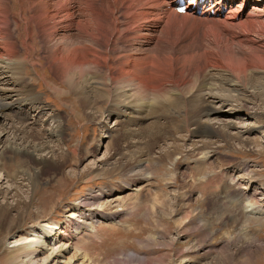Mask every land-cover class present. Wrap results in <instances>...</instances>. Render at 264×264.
<instances>
[{
  "label": "bare ground",
  "instance_id": "obj_1",
  "mask_svg": "<svg viewBox=\"0 0 264 264\" xmlns=\"http://www.w3.org/2000/svg\"><path fill=\"white\" fill-rule=\"evenodd\" d=\"M173 1L0 0V112L11 110L13 106L19 107L21 111L28 106L42 110L35 104L38 97L31 91L33 80L23 75L24 65L29 64L34 72L39 65L41 69H47L53 78L51 84L54 94H61L64 100H72L69 107L79 113L76 115L71 108L74 118L80 121L84 118L98 119L95 105L110 100V103L114 102L110 107L117 111L115 116L119 118L118 125H123L116 137V147L130 139H137L123 149H116L119 160L97 169L104 177L120 176L122 182L119 187H105L98 189L97 194L91 193L85 199L86 203L74 208L73 214L62 226L48 222L52 226H40L33 231V237L45 241L53 231L51 241L56 239L58 242H71L72 245L75 240L72 231L79 232V226H86L92 231L89 236H93L100 225L98 221L104 218L121 220L130 208L122 207L119 212L111 207V202L100 205V201L111 197L118 189H127L130 183L148 179L155 167L166 162L173 163L165 174L168 185L179 190L197 187L196 190L201 195L205 193L208 199L212 224L229 226L236 232L232 238L231 235L227 236V242L220 248L227 254L222 264H232L234 260L229 249L231 243L236 248V257L239 254L249 257L252 250L258 248L253 238L243 233L253 236L249 223L264 221V183L258 177L257 170H249L246 163H241L237 165L236 173L228 174L222 170L218 173L211 171L213 173L207 175V167L212 165L215 168L216 164L203 157L193 161L197 169L190 172L195 174L205 167L204 177L198 183L191 174H187L192 181L187 186L183 175L175 174L178 160L174 156H182L179 145L172 144L170 149L158 153L155 159H149L146 152L165 139V125L170 121L174 126L180 118L186 123L196 122L191 137L206 139L200 140L198 147L193 144V151L199 154H217L216 151L221 148L209 140L205 127H209L226 144L234 140L241 146L260 145L256 139L249 138L254 128L245 127L238 131L234 124L221 122V128L215 129L208 118L211 114L218 115L221 112L215 104L222 107L225 100L228 105H234L239 113L247 112L253 118L264 116L263 109H255V99L259 101V98H264V94H260L264 92V83H255L261 78L249 75L264 71V42L252 38H264V0H238L234 6L231 5L233 0H225L224 9L229 8L226 15L222 20L210 19L200 36L178 28L177 23L181 21L196 22L197 19L191 17L192 12L177 14ZM194 2L189 3L188 8ZM245 2L252 3L249 10L245 9ZM199 20L205 22L207 19ZM18 38L21 40L18 41ZM35 75L38 77L36 72ZM73 103L76 107L71 106ZM86 110H89L88 115H85ZM261 117L256 122L264 126ZM149 118L156 119L157 123L141 127L139 121ZM197 118L204 119L202 124L198 123ZM49 120L53 124L52 128L42 129L41 132L35 130L34 134L24 130L27 125L21 119H16V122L10 120L9 132L14 140L3 139L9 132L5 131V127L0 128V159L6 152L19 155L22 159L16 166L20 170L17 169L13 177L10 178L9 171L1 162L0 171L20 189L30 183L35 188L36 182L47 171L53 172L51 176L60 174L68 157L77 156L78 160L81 159L78 144L69 148L63 117L53 113V118ZM134 121H138L140 126L139 132L135 134L134 130L130 132L124 129L127 124H134ZM232 130L236 132L233 134ZM61 145L66 148L64 152L60 150ZM71 175H75L74 172ZM93 175V172L88 174V180L94 179ZM240 181L245 182L246 190L241 189ZM32 194L33 190L27 202L17 200L14 207L2 206L0 202V229L6 227L5 230L10 233L20 226V221L31 206L39 204L43 207L44 198L38 199L36 203ZM155 198L153 204L158 208V213H162L164 208H175L186 200L179 193L172 199H161L159 194ZM133 205L138 209L143 204L136 202ZM77 214L80 217L73 219ZM199 223L201 229L205 228L204 219H200ZM212 237L210 233L209 240ZM46 245L42 242L36 250L33 248L35 251L23 245L17 252L20 253L19 257L26 258L24 261L28 263L25 264H35L33 259L41 254ZM54 258L44 257L42 260L47 264H59L53 261ZM72 258L79 259L77 256ZM183 263L181 260L180 264ZM111 264L152 263L146 258L129 254L124 255L122 260L115 259ZM216 264H221V261Z\"/></svg>",
  "mask_w": 264,
  "mask_h": 264
},
{
  "label": "rangeland",
  "instance_id": "obj_2",
  "mask_svg": "<svg viewBox=\"0 0 264 264\" xmlns=\"http://www.w3.org/2000/svg\"><path fill=\"white\" fill-rule=\"evenodd\" d=\"M247 5L249 7L245 6V9L249 10L251 4ZM13 16L16 17L15 14H13ZM191 17L197 19L196 22L194 20L187 22L181 21L179 24L177 23L178 28H182L186 33L192 32L200 36L205 24L209 23L210 20L207 19L203 22L199 20L198 17L193 15ZM252 38L264 42L263 37L257 38V36H252ZM20 40L21 38H18V41ZM24 69L23 75L33 80L31 91L33 95L38 97L36 100L37 103L35 102V104L37 106L39 105L42 110H34L33 107L28 106L26 107L27 109L21 111L19 107L13 106L11 110L0 112V128L1 126L5 127V131L8 130L7 132H9L10 120L16 122V119H21L24 125H27L24 130L28 131V134H34L35 130L41 132L43 131L42 129L52 128L53 124L50 123L49 119L50 117L51 119L53 118V113H59L63 117V124L67 128L65 137L66 140H68L69 148L78 144L80 148L79 158L81 159L78 160L77 156L68 157L60 174L58 173L57 175L51 176L53 172L47 171L45 175L36 182L35 188L33 187L34 184L30 183L28 186L20 189L16 184L11 182L12 180L10 178L13 177V173L17 171L18 168H16V166L22 162L21 157L16 154L12 155L8 152L1 157V164H3L10 174V178H5L4 173L0 171V202L3 203L2 206L7 205L8 208L14 207L17 200L27 202V198L31 195L32 190L34 202L37 203L38 199L44 198V204L43 207L39 204L31 206L26 216L21 220L22 222L20 221V226L17 227V229L14 228L10 233H7L8 231L5 230L6 227L0 229V232L3 233L0 235V264L28 263L24 261L26 258L19 257L20 253L17 251H19L23 245L30 246V251H32L33 248L36 250L37 245L42 244V242H45L48 248H44L41 254L33 259L35 264H47L46 262L43 263L42 259L51 256L55 257L53 261L59 264H83V262L84 264H111L115 259L122 260L124 255L129 254H135L140 258H146V260H150L152 264H180L181 260L185 264H216V262L219 263L220 261L222 264L225 262L227 254L223 253V250L220 248L227 242V236L230 237L231 235L230 238H232L235 236L236 232L229 228V226L222 227L221 224H212L211 216L208 212V199L205 193L201 195L199 191L196 190L197 187L193 189L185 187V189L179 190L173 185H168L167 181H165V174L167 171H170L173 163L166 162L155 167L151 175H148V179H141L132 184L130 183L127 189H118L119 191H116L111 197L100 201V205L111 202V207H114V210H118L119 212L123 209L122 207L127 206V209L130 208L128 209V214L121 220L114 221L109 218H104L98 221L100 225L96 228V234L93 236H89L92 231L87 229L86 226H79L77 228L80 229L79 232L73 233L75 231H72V235L75 236L72 245L71 242H58L56 239L51 241L53 231L45 238V241L43 238L33 237V231L40 226H46V224L48 225L49 223H54L59 225V227L62 226L68 217L73 214L74 208L77 206L80 207L86 203L87 200L85 199L89 197L91 193L97 194L98 189H103L105 187H119L122 182L120 176L114 175L111 177H104L97 169L105 167L110 163L112 164L118 159L116 149L118 147L123 149L126 145L129 146L130 143L136 142L137 139H130L116 147V137L119 135V131L123 129V125H118L119 118L117 115L115 116L117 111L110 107L114 102L111 101L112 103H110V100H107L106 102L104 101L95 105L97 113L99 114L98 119L86 120V118H84V120L80 121L76 117H73L72 110H70L72 107L70 108L69 105L72 100H64L61 94L57 95L52 91L53 86L51 82L53 83V78L50 77V73L47 69H41V67L37 65L35 67V72L38 77L29 64H26V66L24 65ZM249 75L254 78H261L255 80V83H264V71H257ZM262 86L264 87V85ZM260 94H264V92H260ZM15 98L16 96L14 99ZM255 101V109L264 110V98H259V101L255 99ZM227 103L228 101L225 100V105L222 107L221 105L215 104V107L220 108L221 112L218 115H210L208 118L210 125L216 129L218 127L221 128V122H227L234 124L238 131H242L245 127H252L255 130L249 138L256 139V142L260 143L259 146H254L253 144L241 146V144L234 140L226 144V141L216 136L209 127H205L206 134L208 138H210L209 140L215 143V146L221 148L216 151L217 154H199L200 152L193 151V144L195 143L198 147L200 145V140L203 141L206 139L191 137L190 134L191 131L196 128V122L193 123V120L190 123H186L180 118L174 126L170 121L165 125L167 127L165 136L166 141L163 138L161 142L159 141V143H157L155 148L147 151V157L149 159H155L158 153L170 149L172 144L179 145L182 149L180 153L183 157L180 155L174 156V159L178 160L175 174H182L184 176L181 175L182 179H184L187 186H189L192 181H190V178L186 175L191 174L190 171L197 169V167L192 164L193 161L201 160L203 157L204 160L207 159L209 162L213 161L214 164H216L215 168H212V165L207 167V175L213 173L211 171H216L218 173L222 170L228 172V174L231 172L236 173L235 170L237 165L246 163L249 166V170L253 169L258 171V177H260L264 183V126L257 125L256 122L258 120L257 118L261 116H255V118H253L247 112L239 113L235 110L234 105L230 106ZM75 105L76 104L73 103L71 106L76 107ZM74 112L76 115L79 114L75 110ZM85 113V115H88L89 110H86ZM203 120L202 118H197L200 124H202ZM260 120L264 123V116L261 117ZM134 122L135 123L131 125L127 124L124 129L130 132L134 130V134L138 133L140 126L137 124L138 121ZM139 123L141 127H149L156 124L157 121L156 119L149 118V120H142L139 121ZM15 125L19 126L20 124ZM234 132L236 131H231L233 134ZM261 133L263 134L260 135ZM7 134L8 135H5L3 139L6 140V138H9L14 140L10 132ZM59 147L63 152L66 150L64 145ZM143 147H141V149H143ZM142 159H145V157ZM76 161L77 165L75 166L74 162ZM204 169L205 167L197 170L195 174H191L195 182L200 183V179L204 177ZM19 170L20 168L18 171ZM72 172H74L75 175H71ZM91 172L94 173L92 177L95 178L88 180L90 178L88 174ZM66 177H68V179ZM241 181V189L246 190L247 187L244 185L245 182L242 183ZM195 182L193 184H195ZM255 187L258 188L259 185ZM155 193L159 194L161 199H172L179 193V195L183 194L186 200H183L184 202L182 204H178V207L176 206L173 208L172 206L171 208H164L165 213L164 211L158 213V208L153 204L154 199H156ZM30 199H32V196ZM196 199L199 200L196 202ZM149 201L150 203L148 204ZM136 202H141L143 205L136 209L133 205ZM40 212H42V214ZM14 214L15 213H13L12 216H14ZM77 216L79 215L77 214L76 217L72 218L77 219ZM200 219L205 220V228L201 229L199 223ZM176 222L177 224H175ZM50 224L49 226L51 227L52 225ZM249 225L254 235L250 236L245 232L243 233L253 238L255 241L254 244H256L258 248L253 249V253L249 257L244 254H239V256L236 257V248L232 246L231 243L229 249H231V254L234 257L232 264H264V221L259 224L252 222L249 223ZM217 230L221 232H217ZM210 233L213 237L209 240L208 237ZM60 247L61 249H59ZM75 256L79 259L76 260V258H72Z\"/></svg>",
  "mask_w": 264,
  "mask_h": 264
}]
</instances>
